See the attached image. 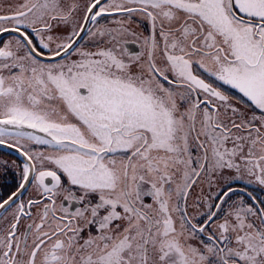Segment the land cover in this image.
Instances as JSON below:
<instances>
[{"label": "rangeland", "instance_id": "1", "mask_svg": "<svg viewBox=\"0 0 264 264\" xmlns=\"http://www.w3.org/2000/svg\"><path fill=\"white\" fill-rule=\"evenodd\" d=\"M146 1L151 5L158 1L159 6L168 8L155 13L163 15L162 26H153L151 33L128 15L115 17V21L123 23V33L138 35L136 38L143 43L142 54L125 57L111 41L94 47L88 42L64 59L44 62L34 59L20 44L14 49L18 40L10 35L0 51V73L5 72L0 86L11 92L12 76L27 78L32 69L59 71L71 66L77 70L72 77L81 71V82L94 91L85 102H96L94 107H84L86 115L81 121L93 131L86 133L80 127L79 140L57 143L60 153L40 154L45 159L42 165H54L74 183L84 182L107 193L111 190L101 186L103 177L108 178L118 194L126 178L134 199L137 181H148L155 190L152 202L141 206L139 212L125 211L124 223L129 221V228H123L134 231L133 247L152 248V262L226 264L234 257L240 264H264V217L256 209L251 214L238 213L242 206L236 202L226 221L208 226L209 218L205 222L200 220L210 215L212 199L232 182L252 187L253 195L248 196L264 200V26L260 24H264V0ZM56 2L58 5V0H0V28L46 23L53 14L61 12L53 8ZM69 3L66 0L63 5L61 22L54 20L49 29V41L54 38L62 43L42 42L47 51L60 49L78 30L82 13L66 10ZM108 5L119 6V0H110ZM9 7L11 11L5 10ZM55 9L59 10L51 12ZM238 13L250 19L244 22ZM138 15L151 21L148 12ZM109 43L114 44L117 54L111 56L107 51ZM108 58L112 68L102 62ZM95 62L96 67L91 68ZM202 83L207 89L216 87L217 91L213 94L209 89L204 93L213 102L212 107L197 111L185 99L189 86L198 90ZM220 83L231 84L235 98L220 90ZM30 104L20 102L22 107ZM61 111L50 117L59 119ZM94 113L96 119L89 120L88 116ZM96 134L92 139L85 137ZM102 140L109 145L103 157L90 152L99 149ZM70 148L71 152H67ZM31 155L38 163L42 159L33 152ZM6 164L13 167L10 162L0 161L2 181L9 177ZM43 172L48 171L37 175V183L44 185L47 174ZM44 187L51 190L54 186ZM14 212V208L9 209L5 217ZM144 212L150 218H144ZM108 222L102 227L104 230L108 229ZM88 228L89 224L77 245L79 256L69 254L68 263L74 264L75 258L79 260L77 264L100 261L97 257H85L93 251L87 242L91 238L99 248L119 246L121 251L126 244L116 234L105 244L102 237L89 235ZM6 245L2 236L0 264H11L12 255H6ZM29 259L26 254L23 264H28ZM37 264L45 261L41 263L39 257Z\"/></svg>", "mask_w": 264, "mask_h": 264}, {"label": "flooded vegetation", "instance_id": "2", "mask_svg": "<svg viewBox=\"0 0 264 264\" xmlns=\"http://www.w3.org/2000/svg\"><path fill=\"white\" fill-rule=\"evenodd\" d=\"M37 1L34 0L35 3ZM109 1L70 0L66 10L81 12V23L78 30L55 52L47 51L42 47L41 43L50 42L49 29L55 24L54 20L60 23V20L63 19L64 15L60 13L63 12L62 9H64L63 5L66 0H58V5L56 2L53 8H59L61 12L53 14L52 18L48 19L46 23H38L33 26L18 25L0 28V51L6 46L7 38L10 35H14L18 43L13 48L20 44L27 49L34 59L44 62L64 59L88 42L94 47L97 45L103 46L105 41H111L118 47L119 54L125 57H134L142 54L144 52L143 43L136 38L138 35L131 32L123 33L126 31L124 25L121 22H117V20L115 21V17L128 15L127 17H131L136 23H139L143 30L151 33L153 26H162L160 23L163 15L156 16L155 13L161 8L168 10L167 6H159L158 1L157 5H151L146 0H119V6L108 5L107 7L106 4ZM11 7L5 10L11 11ZM232 8L236 11V7L232 6ZM59 9L51 10V12ZM144 12L150 14V22L143 16L138 15ZM89 13L91 14L89 24L82 37L75 42L82 32ZM239 16L244 22L250 19L245 14H239ZM260 24L264 26V24ZM152 39V37L149 39L150 46H152ZM50 43L59 44L62 41L53 38ZM72 44L71 50L61 58L52 59L53 56L63 52ZM114 44L109 43L107 47V51L111 56L117 54L114 50ZM29 45L33 46L34 50L43 55L44 58L41 59L36 56L30 50ZM109 59L102 62L112 68L113 65ZM97 63L95 62L91 68L96 67ZM152 66L155 70L153 63ZM74 71L77 70L71 66L59 71L47 68L42 70L32 69L28 71L27 78L12 76L10 81L11 92L8 90L4 91L5 89L0 86V142L21 148L33 161L34 172L27 190L0 216V238L2 236L6 238V255H12L10 258L11 264H23L26 254L30 256L28 264H37L39 257L41 263L45 261V264H70L68 263V255L75 254V257L79 256L80 249L77 250V245L86 231L87 224H89L88 234L90 235L91 233L95 237H102L105 244L108 240L111 241L113 234H116L121 242L124 241L126 243L124 248L119 251V246L113 248L106 245L99 248L93 243L95 239L91 238L87 242L93 251L90 250L85 257L93 256L94 260H96L95 257L100 259L98 262L94 261L95 264H156L151 261L152 248L144 245L133 247L135 246L132 245L134 231L123 228H129V221L124 223L125 211L130 209V211L139 212L141 206L145 207L146 203L152 202L155 190L148 181L144 178L137 181L135 184L136 197L134 199L131 197L126 178L123 181L124 186H122L121 192L118 194V192L113 191L112 184L109 183L108 178L103 177L104 182L101 186L111 190V193H107L96 187H89L84 182V184L74 183L66 175L59 172L54 165V168L42 165L45 159L40 154L43 152L60 153L61 146L57 143L70 139L79 140L80 127L86 133L93 131L83 126L81 119L86 115V108L84 109V107H94L96 105V102H85L90 96L94 95V91L91 87L81 82V71H78L76 77H72ZM4 74L5 72L2 71L0 78L5 79ZM159 75L163 76L162 74ZM103 79L107 78L103 77ZM203 85L202 83L198 90L193 89V85L189 86V96L185 99L186 103L193 105L194 110L196 109L197 111L199 108L210 109L213 102L208 100L204 93L207 94L209 89L213 94L217 91L216 87L207 89ZM219 88L224 93H229L231 97L235 98L233 94L235 92L231 84L227 83L225 86L220 83ZM237 98L241 97L238 96ZM22 100L27 103L30 101V107H22L20 105ZM60 109H62V117L59 119L50 117L52 113L60 112ZM93 110L91 108L90 113ZM92 118L96 119V113L88 116L89 120ZM47 124L52 126L47 128ZM96 126L94 127L96 128ZM97 136L98 134L85 137L92 139ZM102 137H104V133H102ZM105 141L108 142L107 140ZM107 146L109 145H106L102 140L99 143V149L93 148L90 149V152L97 153V155H102L103 157L108 152ZM31 152L37 158L42 157V159H39V163L33 158ZM67 152H71V148ZM0 161L10 162L13 166L5 165V172H7L9 177L4 179V181L0 180L1 204L19 188L31 168L27 161L3 148H0ZM42 171H48L43 172L47 174L45 176L46 182H43L45 183L44 185L37 183V175ZM45 185L48 186V189L52 186L54 187L51 190H46ZM252 191V187L240 182L230 183L220 193L221 195L212 199L208 209L210 215L206 218L202 217L200 220L205 222L209 218L206 221L208 226H211L216 221L224 222L230 217V209L236 202H240L242 206L238 213L251 214L254 208L264 217V200L261 198L260 201L255 195L248 196V193L252 194L250 193ZM6 192H10L8 197H4ZM114 195L115 197H113ZM243 195H245L244 198L242 197ZM239 199L242 201H239ZM12 208L15 209V212L5 217V212ZM142 214L144 218L147 216L150 218L148 213L144 212ZM111 218L114 219L110 220ZM108 220L110 221L108 222ZM105 222H108L109 225L106 230L102 228L105 226ZM10 234L11 237H9ZM103 254L104 257H102ZM230 256H233L232 253H230ZM18 259L19 262H17ZM129 259H132V261L128 262L127 260ZM212 259L214 258L212 257ZM78 262L79 260L75 258L74 264ZM211 264H222V262H212ZM226 264L240 263L233 257Z\"/></svg>", "mask_w": 264, "mask_h": 264}, {"label": "water", "instance_id": "3", "mask_svg": "<svg viewBox=\"0 0 264 264\" xmlns=\"http://www.w3.org/2000/svg\"><path fill=\"white\" fill-rule=\"evenodd\" d=\"M104 1V0H102ZM90 16L91 14L89 13L86 20H85V25L82 29V32L80 33V35L76 38L75 42H77L82 35L84 34V31L86 30L89 21H90ZM73 44L71 46H69L67 49H65L63 52L56 54L55 56L52 57V59H59L61 58L64 54H66L69 50H71ZM30 50L39 58H44L43 55H41L40 53H38L36 50H34V47L29 45ZM51 59V60H52ZM0 148L6 149L8 151L13 152L14 154H16L17 156H19L20 158H22L24 161H27L29 163L30 166V170L27 173L25 179L23 180L22 184L19 186V188L12 193L6 200H4L1 204H0V216L1 214L12 204L14 203L19 197H21L23 195V193L27 190V188L29 187L32 178L34 176V172H33V161L31 160V158L19 147L15 146V145H11L8 143H4V142H0Z\"/></svg>", "mask_w": 264, "mask_h": 264}, {"label": "trees", "instance_id": "4", "mask_svg": "<svg viewBox=\"0 0 264 264\" xmlns=\"http://www.w3.org/2000/svg\"><path fill=\"white\" fill-rule=\"evenodd\" d=\"M8 181V180H7ZM10 181V180H9ZM244 187V186H243ZM246 188V187H245ZM11 192V191H10ZM10 192H6V194L4 195V197H8L10 194Z\"/></svg>", "mask_w": 264, "mask_h": 264}, {"label": "bare ground", "instance_id": "5", "mask_svg": "<svg viewBox=\"0 0 264 264\" xmlns=\"http://www.w3.org/2000/svg\"><path fill=\"white\" fill-rule=\"evenodd\" d=\"M223 192V191H222Z\"/></svg>", "mask_w": 264, "mask_h": 264}]
</instances>
